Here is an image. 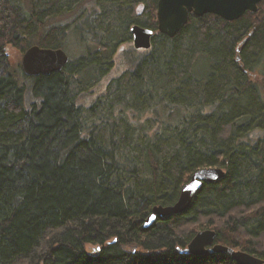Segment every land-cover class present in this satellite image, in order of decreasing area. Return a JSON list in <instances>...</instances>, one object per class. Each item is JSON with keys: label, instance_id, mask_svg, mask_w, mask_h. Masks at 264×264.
I'll return each instance as SVG.
<instances>
[{"label": "trees", "instance_id": "1", "mask_svg": "<svg viewBox=\"0 0 264 264\" xmlns=\"http://www.w3.org/2000/svg\"><path fill=\"white\" fill-rule=\"evenodd\" d=\"M157 4L0 0V264H238L187 252L203 219L219 225L217 242L264 259V0L233 21L191 14L175 37L157 30ZM113 14L123 31L102 25ZM132 23L155 30L152 47L132 53L113 82L126 100L108 106L150 116L84 120L77 77L109 69ZM70 34L87 50L74 69L33 77L10 60V47L63 48ZM208 167L226 176L144 227Z\"/></svg>", "mask_w": 264, "mask_h": 264}, {"label": "water", "instance_id": "2", "mask_svg": "<svg viewBox=\"0 0 264 264\" xmlns=\"http://www.w3.org/2000/svg\"><path fill=\"white\" fill-rule=\"evenodd\" d=\"M263 0H158L157 30L169 37H175L188 23L191 14L203 16L216 14L233 21L246 12H257ZM136 49L152 47L155 30L134 24L131 29ZM239 59V57H238ZM70 62L69 54L63 48H45L40 45L29 47L22 58V71L26 76L38 77L60 72ZM226 176L222 167H208L197 170L182 187L177 201L170 205H156L145 221V228L151 227L158 218L181 214L188 210L194 197L205 183H214ZM218 233L213 229L198 231L187 247V252L196 256L209 253L230 254L238 264H264V259L242 250H236L217 242Z\"/></svg>", "mask_w": 264, "mask_h": 264}, {"label": "rangeland", "instance_id": "3", "mask_svg": "<svg viewBox=\"0 0 264 264\" xmlns=\"http://www.w3.org/2000/svg\"><path fill=\"white\" fill-rule=\"evenodd\" d=\"M143 13V6L141 5L135 14L136 17L139 16L141 20H145L147 17L142 15ZM141 15V16H140ZM72 16H66L62 20L66 19V22L73 18ZM137 24V23H136ZM102 25L106 27L111 28H119L121 31L124 30V20L120 19L115 14L111 16H104V19L102 20ZM134 24L132 23L129 27H131ZM65 47L63 49L69 54L71 61L73 63L72 69L76 68L78 66L79 60L83 56H87V50L86 45L82 43L80 37L78 35L70 34L64 39ZM107 51V49L105 50ZM146 50L144 49H136L133 44V37L120 44L117 51L110 56L109 60H113L111 67L109 69H106L108 66L104 67V71L101 70V73H96L94 77H91L90 75L80 74V76L77 77V80L81 79L83 83L79 87L77 84L73 86L74 92H78L80 96L78 97V103L85 107L87 110H85L84 113V120L92 121V120H99V118H104L108 120H147V118L150 116L148 113H144L142 116L139 117V113H135L130 109L129 114L135 115L128 117V114L124 111H121L120 108L127 107V104L125 105L122 101L118 106H114V108H109L108 104L109 102L116 104V99L120 96L121 100H126V97L122 96L120 92L118 91V87L116 84H113V82L120 78L129 68H131V58L132 53L143 54ZM25 52L21 51L17 47H10V60L13 65L16 66V69L20 68L22 69V58ZM107 54V53H104ZM110 55V54H108ZM197 73L201 76H205L208 73V65L207 62L203 59L199 62L197 67ZM261 78V77H258ZM262 79V78H261ZM258 81L261 83L263 80L258 79ZM111 88V90H110ZM83 92V93H82ZM130 96V95H129ZM128 96V98H129ZM35 98L29 99L34 100ZM119 99V98H118ZM95 106V110H89V108H92ZM132 111V112H131ZM178 114H175L177 116ZM99 122V121H98ZM151 128L148 132L150 135L152 134L153 125L150 124ZM144 132H147V130H144ZM143 132V133H144ZM138 136V133H137ZM215 220V219H214ZM218 221L216 222V224ZM216 226L219 225H207L206 220H202L199 222V224H193L192 228H197L198 231L205 230V229H214ZM199 228V229H198ZM255 255V254H254Z\"/></svg>", "mask_w": 264, "mask_h": 264}]
</instances>
